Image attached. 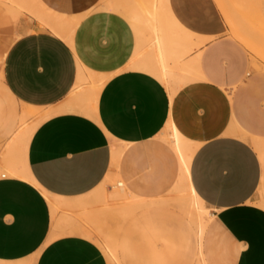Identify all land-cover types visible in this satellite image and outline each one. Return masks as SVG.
Here are the masks:
<instances>
[{"label":"crops","instance_id":"0c3cea01","mask_svg":"<svg viewBox=\"0 0 264 264\" xmlns=\"http://www.w3.org/2000/svg\"><path fill=\"white\" fill-rule=\"evenodd\" d=\"M39 1L76 26L0 0V264H264V81L215 0H168L191 39L159 56L108 0ZM106 214L125 222L95 230Z\"/></svg>","mask_w":264,"mask_h":264},{"label":"bare ground","instance_id":"6f19581e","mask_svg":"<svg viewBox=\"0 0 264 264\" xmlns=\"http://www.w3.org/2000/svg\"><path fill=\"white\" fill-rule=\"evenodd\" d=\"M215 1L217 2V5H219L218 7L222 11V14L225 17L228 27L236 34V36L239 35L240 28L235 23L234 21L235 19L233 17V11L236 10L238 12V10L240 9L239 3L236 2L237 0L235 1L233 0L232 3L229 1V3L232 4V7L226 0H215ZM29 7H30V11L36 16V18L42 23V25L50 27L54 32L60 34L67 41L71 40V37L74 33L76 26L75 22L69 21L65 17H61L50 12L40 3L39 0H29ZM103 9L115 10L116 9L115 1L113 2L109 0L106 1ZM121 14L124 15L131 22L139 40L149 45L148 51L157 53L158 56L160 55V52L162 50V46H163L162 43L166 39L177 38L181 36L184 37L189 35L187 33L185 35V32L183 33L181 29H179L176 20L170 13L168 0H125L123 11ZM189 36H190L189 38L191 39V35ZM152 71L159 77L163 78V74H164L163 69L160 71L154 66ZM99 88L100 87H97L96 90ZM88 107H86V109ZM70 108L75 109L73 107ZM78 109H80V107ZM51 111L42 114V116L38 118L36 122L30 125H26L25 127L22 128L21 138L19 140L21 149L26 148V145L27 143H29L28 141L30 140L33 132L36 130V127H38V125L41 124L43 120H46V118L51 117L52 115L58 113V111H53V112ZM164 138L168 142H170L173 145V147L178 151L182 161L181 182L183 188L179 195L180 202L185 206L188 205L189 207L192 208L194 212H196V215L193 217V219L194 221H196V223L199 225V228L201 229L203 223L202 215L198 208L199 205L196 202L195 193L188 184L189 176H190V162L194 152V147L189 142L180 138L176 134V132H173L171 135H167ZM251 143L255 144V142L252 141ZM112 179L114 178L112 177ZM126 202H127L126 206L128 210L135 209L136 206L134 204L136 203L134 204L133 202L131 203V199L129 197H127Z\"/></svg>","mask_w":264,"mask_h":264},{"label":"rangeland","instance_id":"374dc122","mask_svg":"<svg viewBox=\"0 0 264 264\" xmlns=\"http://www.w3.org/2000/svg\"><path fill=\"white\" fill-rule=\"evenodd\" d=\"M124 1L125 0H116V9L114 11L119 12L120 10L119 13L121 14L124 7ZM226 1H228V3L230 1L232 3L233 0ZM236 2L239 3L240 9L238 12L236 10L233 11V17L235 19V23L240 28V32L239 35L236 36V34L229 28L227 35L232 38L236 36L234 39L239 41V43L249 53L248 58L251 67L254 70L256 69L255 71L262 75V80L264 81V0H237ZM230 5L232 7V4ZM243 5L245 6V9ZM248 73H250V71H248ZM246 78L250 77L246 76ZM157 143L160 144L159 140H157ZM1 147L2 143H0V149ZM172 210L177 212L176 208H172ZM123 222L125 221L117 216L106 214L103 215V220L96 224L97 226H94L93 228L95 230L101 228L107 231H114L117 226Z\"/></svg>","mask_w":264,"mask_h":264}]
</instances>
